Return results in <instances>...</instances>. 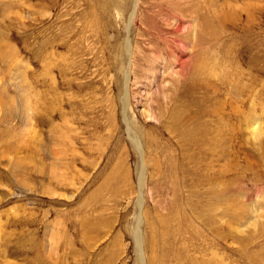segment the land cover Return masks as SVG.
Here are the masks:
<instances>
[{
  "label": "rangeland",
  "instance_id": "rangeland-1",
  "mask_svg": "<svg viewBox=\"0 0 264 264\" xmlns=\"http://www.w3.org/2000/svg\"><path fill=\"white\" fill-rule=\"evenodd\" d=\"M133 1L0 0V264H264V0Z\"/></svg>",
  "mask_w": 264,
  "mask_h": 264
},
{
  "label": "bare ground",
  "instance_id": "bare-ground-1",
  "mask_svg": "<svg viewBox=\"0 0 264 264\" xmlns=\"http://www.w3.org/2000/svg\"><path fill=\"white\" fill-rule=\"evenodd\" d=\"M43 1V0H42ZM96 0H89V13H88V15H89V17H91V18H95V16H96V13L97 12H101V14L103 13H105V14H107V10H106V6H104L103 7V10H102V8L101 7H99L98 6V4L96 3V2H98V1H96ZM117 0H107V5L108 6H112L113 7V9H114V7L115 6H117V2H116ZM135 1V4H134V8H133V11L130 13V23L131 24H133L134 22H135V19H138L141 23H144L145 21H146V19H147V17H149L150 16V10H151V8H153L154 6H149V8H147V1L146 0H141V2L139 1V0H134ZM133 1V2H134ZM197 1L198 0H194V2H195V4H194V7H193V15L191 16V18L190 19H188L187 21H189V26H190V28H191V32L194 34V36H195V33L197 32V29H198V27H199V14H198V4H197ZM41 2V1H40ZM127 2H128V9H130V7H131V0H127ZM138 2H139V4H138ZM170 0H166V1H164V0H162L160 3H158V4H156V6L157 7H162V6H166L165 7V9H163V11L164 10H166L167 11V9L170 7ZM126 3V2H125ZM141 4V5H140ZM149 4H152L153 5V3H151V2H149ZM141 7V9H140V12H139V14H138V16L136 15V11H137V7ZM132 7H133V5H132ZM97 8H98V11H97ZM171 8V7H170ZM176 8H181V6L179 5V2H178V5L176 6ZM132 9V8H131ZM131 11V10H130ZM152 11V10H151ZM100 14V15H101ZM106 16V15H105ZM152 17V16H151ZM152 19V18H151ZM181 19H184V17L183 16H180V18L179 17H176V21H177V29L175 30V34H179V32H182L181 30H182V24L184 23V22H182V20ZM100 32V31H99ZM181 34V33H180ZM179 34V35H180ZM127 44L124 46L125 47V49L124 50H120L121 52L120 53H118V56L115 58L116 60V66H115V68L114 69H116V71L118 70L119 72L120 71H122L123 69H124V67L122 66V64H124V61H128V64H127V72H129L130 71V69H132V67L135 65V62H136V55H137V49H136V47H134V46H132V45H130L129 43V40L126 42ZM124 45V44H123ZM119 47H121V46H119ZM119 52V51H118ZM136 53V54H135ZM113 55V54H112ZM114 60V59H113ZM41 61V60H40ZM112 63H113V61H112ZM194 131V130H193ZM182 135V134H181ZM183 135H184V133H183ZM187 136H189L188 137V144H190V143H192V141H193V139H194V136H192L190 133H188V134H186ZM192 161V160H191ZM194 161V160H193ZM158 162V161H157ZM179 169V168H178ZM188 170V169H187ZM188 173V172H187ZM189 174V173H188ZM152 238H153V236H152ZM206 264V263H205Z\"/></svg>",
  "mask_w": 264,
  "mask_h": 264
}]
</instances>
